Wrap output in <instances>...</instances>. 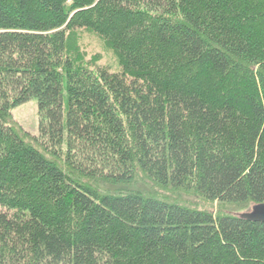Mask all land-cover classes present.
<instances>
[{"label": "trees", "instance_id": "obj_1", "mask_svg": "<svg viewBox=\"0 0 264 264\" xmlns=\"http://www.w3.org/2000/svg\"><path fill=\"white\" fill-rule=\"evenodd\" d=\"M260 204L264 0H0V264H264Z\"/></svg>", "mask_w": 264, "mask_h": 264}, {"label": "rangeland", "instance_id": "obj_2", "mask_svg": "<svg viewBox=\"0 0 264 264\" xmlns=\"http://www.w3.org/2000/svg\"><path fill=\"white\" fill-rule=\"evenodd\" d=\"M76 43L78 45V54L80 61L91 70H107L114 73L120 70L118 59L114 52L108 48L106 43L97 36L80 30L76 33ZM11 123L15 125L19 134L29 141V137H33L38 133V117L37 106L34 100H30L11 110ZM26 135L29 137L27 138ZM154 197L172 203H177L189 208L205 210L213 215L218 212L216 203H207L199 199L193 194L177 193L165 191L146 184ZM227 213V211H225Z\"/></svg>", "mask_w": 264, "mask_h": 264}, {"label": "water", "instance_id": "obj_3", "mask_svg": "<svg viewBox=\"0 0 264 264\" xmlns=\"http://www.w3.org/2000/svg\"><path fill=\"white\" fill-rule=\"evenodd\" d=\"M239 217L250 222L264 223V204L253 206L249 212L241 213Z\"/></svg>", "mask_w": 264, "mask_h": 264}]
</instances>
